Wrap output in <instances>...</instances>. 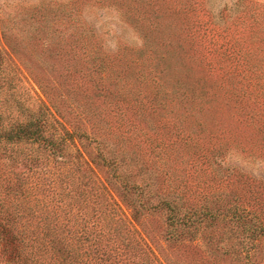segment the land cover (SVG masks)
Returning a JSON list of instances; mask_svg holds the SVG:
<instances>
[{
	"label": "trees",
	"instance_id": "16d2710c",
	"mask_svg": "<svg viewBox=\"0 0 264 264\" xmlns=\"http://www.w3.org/2000/svg\"><path fill=\"white\" fill-rule=\"evenodd\" d=\"M215 1L2 9L0 264H264V0Z\"/></svg>",
	"mask_w": 264,
	"mask_h": 264
},
{
	"label": "rangeland",
	"instance_id": "374dc122",
	"mask_svg": "<svg viewBox=\"0 0 264 264\" xmlns=\"http://www.w3.org/2000/svg\"><path fill=\"white\" fill-rule=\"evenodd\" d=\"M46 0H0V18L1 16L5 17V15H2L1 11L3 9V12L5 11L6 13H10L15 15L18 12L19 6L15 5L16 2H19L20 4L24 5L22 7L25 8V6H29L32 4H36L38 2H43ZM232 2L233 0H216L213 4V8L217 9L220 6H222L225 2ZM6 4L8 5V7H6ZM19 16L22 17L23 13H19ZM23 18V17H22ZM118 18L117 16H106L105 18L102 19V21L105 22V24L103 25V30H105V32H108V44L110 45H115L116 41L119 40H133L135 39V36L132 32L126 33V31L124 32L122 25L118 24L117 21ZM261 20V24L260 27L264 28V13L263 15L260 17ZM113 34V39H111V35ZM123 34V36H121ZM137 40V39H136ZM139 42V41H138ZM0 45H3V42L0 39ZM29 49L24 51V49L22 50L21 56L23 57V60L25 63L28 64V66L33 70V72L35 73H39L40 75H48L50 74V69L47 68L46 65L41 66V64L38 63V61L36 60L35 57H33L32 55H29ZM264 57V53L261 54ZM13 57V56H12ZM15 57V56H14ZM14 61L17 62V58L15 57ZM48 60V59H47ZM51 60V59H50ZM52 61V60H51ZM21 73V89L26 88L27 90L31 88V86H33L35 89H37V85L34 81V79L32 78V76L28 73H26L24 70ZM233 153H234V157L238 158L242 163H247V167L252 169L255 172H261L264 174V161L261 160L260 158L256 157L254 154H249L248 152H240L236 149H233ZM247 155V156H246ZM251 156V157H248ZM259 160H261L263 163L259 162ZM259 170V171H258ZM159 224L158 221H156L154 223V226H157Z\"/></svg>",
	"mask_w": 264,
	"mask_h": 264
}]
</instances>
